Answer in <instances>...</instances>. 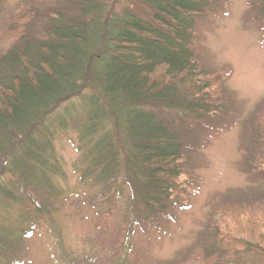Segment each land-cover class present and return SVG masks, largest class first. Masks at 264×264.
I'll return each mask as SVG.
<instances>
[{
  "label": "trees",
  "instance_id": "16d2710c",
  "mask_svg": "<svg viewBox=\"0 0 264 264\" xmlns=\"http://www.w3.org/2000/svg\"><path fill=\"white\" fill-rule=\"evenodd\" d=\"M7 1L0 0V24L14 34L0 42V206L19 214L15 224H0V256L22 249L41 222L64 254L53 220L61 205L89 203L113 216L121 201V241L110 250L127 264L128 235L136 225L158 227L185 203L186 160L230 118L197 51L201 20L222 0H23L12 15ZM252 2L264 22V0ZM258 111L249 115L242 147L244 170L264 181ZM70 130L80 155L74 173L95 189L86 199L71 198L58 182L65 170L54 141ZM260 194L214 213L196 264H250L246 254L264 263ZM64 256V264H79L75 253Z\"/></svg>",
  "mask_w": 264,
  "mask_h": 264
},
{
  "label": "rangeland",
  "instance_id": "374dc122",
  "mask_svg": "<svg viewBox=\"0 0 264 264\" xmlns=\"http://www.w3.org/2000/svg\"><path fill=\"white\" fill-rule=\"evenodd\" d=\"M22 1L6 2L11 15ZM252 1L222 0L219 7L201 20L197 45L200 66L209 74L214 96L222 97L225 104H230V118L192 149L186 160L187 171L181 177L187 193L185 203L174 206L158 227L147 226L143 230L136 225L134 233L128 235L127 264H177L182 257H186L184 264H196L197 242L214 213L217 211L219 216L222 215V205L256 196V192L263 193L260 195L264 197V181L252 180L244 170L242 147L249 115L253 110L264 113V22L256 19ZM6 23L4 20V24H0V42L4 44H8L14 34ZM76 136L71 130L65 131L54 141L65 170L58 182L64 191L72 193L71 198L75 195L86 199L95 193V189L85 188L74 173V164L80 157ZM125 207L120 201L116 213L108 216L103 210L99 214L89 203L69 201L61 205L53 220L58 238L66 248L64 254L75 253L79 256V264L123 262L124 259H115L110 248L121 241L119 229ZM18 214L13 206H0V224H15ZM44 224L35 226L23 248L13 256L1 255L0 264L14 261L19 264H64L65 256L60 253L57 236ZM258 230L264 231V226H259ZM87 253L95 259L88 261ZM258 257L246 254L243 261L264 264L256 262Z\"/></svg>",
  "mask_w": 264,
  "mask_h": 264
}]
</instances>
